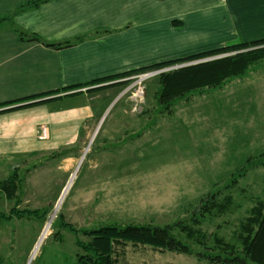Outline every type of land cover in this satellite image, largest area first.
Here are the masks:
<instances>
[{"label": "rangeland", "instance_id": "obj_1", "mask_svg": "<svg viewBox=\"0 0 264 264\" xmlns=\"http://www.w3.org/2000/svg\"><path fill=\"white\" fill-rule=\"evenodd\" d=\"M253 28L248 31L253 39H264V26ZM156 79L142 83L145 95L138 105L131 92L124 94L133 80L118 99L110 101V93L102 98L96 108L100 121L75 148L29 157L20 165L23 182L16 196L0 197L2 264H78L76 235L60 224V216L78 231L192 223L191 215H198L204 199L219 189L221 198H234L230 211L198 216L199 225L208 236L234 240L240 221L264 198V167L249 170L225 189L247 159L264 153V62L223 89L181 99L167 114L159 113L154 98ZM13 208L22 216L9 214ZM119 249L117 264H210L146 246Z\"/></svg>", "mask_w": 264, "mask_h": 264}, {"label": "crops", "instance_id": "obj_2", "mask_svg": "<svg viewBox=\"0 0 264 264\" xmlns=\"http://www.w3.org/2000/svg\"><path fill=\"white\" fill-rule=\"evenodd\" d=\"M34 1L0 0V105L13 102L0 107V177L12 172L0 182L20 173L29 157L56 155L88 138L89 126L102 117L96 113L101 99L109 93L110 101L118 99L134 75L70 87L253 42L248 31L264 26V0H48L27 6ZM18 30L72 45L46 46L22 39ZM42 94L49 95L31 98Z\"/></svg>", "mask_w": 264, "mask_h": 264}, {"label": "trees", "instance_id": "obj_3", "mask_svg": "<svg viewBox=\"0 0 264 264\" xmlns=\"http://www.w3.org/2000/svg\"><path fill=\"white\" fill-rule=\"evenodd\" d=\"M46 1L48 0L34 1L27 6L37 7ZM18 33L22 39L29 37L31 41L41 42L46 46L64 48L72 45V43H48L38 36L27 35L21 30H18ZM209 57L211 59L214 57V59L157 76L156 81L159 89L155 92L154 98L161 108L159 109L160 114L170 113L183 98H189L193 94H205L211 90H220L230 80L246 78L252 67L264 62V39L249 43L231 44L183 59L99 79L86 85L73 86L67 90L80 89L89 86V84L108 82L121 77L127 78L135 74L182 65ZM48 95L42 94L31 98H43ZM31 98L23 99L22 102L31 100ZM11 104L13 102L2 104L0 107ZM259 167H264V153L260 154L258 159L252 157L247 159L246 166L238 173L233 174L225 189L230 190L235 187L239 177H243L249 170ZM21 182L18 171H15L10 179L0 182V190L9 199H13L21 187ZM222 193L223 190L219 189L204 199L201 212L198 215H191L192 223L180 220L164 226L128 224L126 226H104L97 230L78 231L67 225L61 216L58 221L76 235L75 244L80 251L77 254L78 264H117L121 256L119 248L123 250L128 244L151 247L161 252L194 255L210 264H264V198L258 199L247 216L240 221L232 241H227L218 234L208 236L201 229L198 216L220 217L230 211L234 198L231 195L221 198ZM29 213L34 215L39 212L29 211ZM9 214L22 216L16 208H13ZM11 215L8 219L12 218ZM80 235L85 236L88 240H82ZM0 264H2L1 258Z\"/></svg>", "mask_w": 264, "mask_h": 264}, {"label": "built area", "instance_id": "obj_4", "mask_svg": "<svg viewBox=\"0 0 264 264\" xmlns=\"http://www.w3.org/2000/svg\"><path fill=\"white\" fill-rule=\"evenodd\" d=\"M195 63H189L186 65L185 64L176 65L173 67H166V68H162V69H157V70H152V71L136 74L133 77H131V79H129V80H133L134 82L131 86H129L125 90L124 94L131 92V99L135 102L134 103L135 105H138L139 102H143L144 95H145V89H143V87H141L142 83H144L145 81L152 79L155 76H158L162 73L177 70V69L183 68L185 66H190L192 64L194 65ZM0 195H1V190H0Z\"/></svg>", "mask_w": 264, "mask_h": 264}, {"label": "bare ground", "instance_id": "obj_5", "mask_svg": "<svg viewBox=\"0 0 264 264\" xmlns=\"http://www.w3.org/2000/svg\"><path fill=\"white\" fill-rule=\"evenodd\" d=\"M44 233H46V232H44Z\"/></svg>", "mask_w": 264, "mask_h": 264}]
</instances>
